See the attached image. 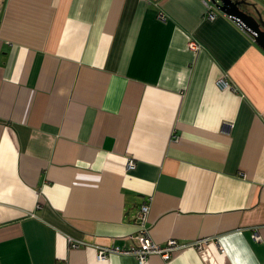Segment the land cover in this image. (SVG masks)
<instances>
[{
  "label": "crops",
  "instance_id": "crops-1",
  "mask_svg": "<svg viewBox=\"0 0 264 264\" xmlns=\"http://www.w3.org/2000/svg\"><path fill=\"white\" fill-rule=\"evenodd\" d=\"M207 7L0 0V264H264V48Z\"/></svg>",
  "mask_w": 264,
  "mask_h": 264
},
{
  "label": "built area",
  "instance_id": "built-area-1",
  "mask_svg": "<svg viewBox=\"0 0 264 264\" xmlns=\"http://www.w3.org/2000/svg\"><path fill=\"white\" fill-rule=\"evenodd\" d=\"M212 0H207V13H208V17L210 19H214L216 17V12L214 11V5H212L211 3ZM161 19L165 20V16L161 14L160 16ZM191 49L194 50H199L200 49V44L195 42V41H191L189 44ZM219 86H221L222 88H228L230 87L229 82L225 79V78H221L218 81ZM128 166L129 168H134L135 167V162L134 160H130L128 162ZM150 208V203L148 201H145L141 204L140 207V215L137 218L138 222L141 224L146 220L148 211ZM142 230L140 231V233H138L136 236H134L135 239L138 240L139 242V246L138 247H133L131 249L128 250H121V249H117V251L119 252H133L138 254L140 261L143 263L147 260L148 256L150 254L156 253V254H160L162 255L164 258H170L172 256V254L178 250L179 248L183 247L184 244H181L178 240L176 239H171L167 242V244L165 245H161L158 242L154 241L148 230L144 228V226H142ZM203 242V241H202ZM70 244L73 247H78L80 246L81 242L79 241H74L73 239L70 240ZM196 245H201V241H199ZM106 255V251L102 250L100 251L99 257H105Z\"/></svg>",
  "mask_w": 264,
  "mask_h": 264
},
{
  "label": "water",
  "instance_id": "water-1",
  "mask_svg": "<svg viewBox=\"0 0 264 264\" xmlns=\"http://www.w3.org/2000/svg\"><path fill=\"white\" fill-rule=\"evenodd\" d=\"M244 1V0H243ZM213 4L242 28H244L256 42L264 48V20L256 17L242 8L241 0H212Z\"/></svg>",
  "mask_w": 264,
  "mask_h": 264
},
{
  "label": "flooded vegetation",
  "instance_id": "flooded-vegetation-1",
  "mask_svg": "<svg viewBox=\"0 0 264 264\" xmlns=\"http://www.w3.org/2000/svg\"><path fill=\"white\" fill-rule=\"evenodd\" d=\"M243 3H242V8L246 11V12H248V13H250V14H253V15H255L256 17H258V16H260L259 15V12L257 11V10H252V7H251V3H249L248 1H243V0H241ZM262 28H264L263 26H262Z\"/></svg>",
  "mask_w": 264,
  "mask_h": 264
},
{
  "label": "rangeland",
  "instance_id": "rangeland-1",
  "mask_svg": "<svg viewBox=\"0 0 264 264\" xmlns=\"http://www.w3.org/2000/svg\"><path fill=\"white\" fill-rule=\"evenodd\" d=\"M255 1H257L259 3V5H258V12H259V15L264 20V0H255Z\"/></svg>",
  "mask_w": 264,
  "mask_h": 264
}]
</instances>
